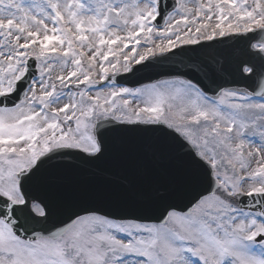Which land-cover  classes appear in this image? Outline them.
<instances>
[{"label":"snow or ice","instance_id":"obj_1","mask_svg":"<svg viewBox=\"0 0 264 264\" xmlns=\"http://www.w3.org/2000/svg\"><path fill=\"white\" fill-rule=\"evenodd\" d=\"M258 33L264 0H0V264H264ZM129 132L194 174L137 210L69 199L58 215L45 166L94 163Z\"/></svg>","mask_w":264,"mask_h":264},{"label":"water","instance_id":"obj_2","mask_svg":"<svg viewBox=\"0 0 264 264\" xmlns=\"http://www.w3.org/2000/svg\"><path fill=\"white\" fill-rule=\"evenodd\" d=\"M166 2L170 5L172 0ZM260 40H264V33H258L253 42ZM246 43L242 39L225 37L217 48L238 53ZM153 75L150 66L131 79L144 82ZM226 75L238 78L231 70ZM117 81L120 82V77ZM159 143L162 144L155 134H110V151L104 158L91 164L77 158H72L71 163L49 162L37 187L53 201L58 215L62 214L63 203L69 199L103 202L110 206L123 204L127 210L150 206L159 192L179 187L185 177L194 174L189 157L178 147L162 145L163 155L158 160L135 151L138 146Z\"/></svg>","mask_w":264,"mask_h":264}]
</instances>
